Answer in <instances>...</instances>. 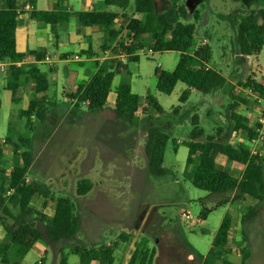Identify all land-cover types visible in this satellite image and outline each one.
<instances>
[{
    "label": "rangeland",
    "instance_id": "1",
    "mask_svg": "<svg viewBox=\"0 0 264 264\" xmlns=\"http://www.w3.org/2000/svg\"><path fill=\"white\" fill-rule=\"evenodd\" d=\"M80 1L67 0L76 9L80 8ZM154 1L158 11L170 4V0ZM132 3L133 0H130L128 14L131 13ZM179 3L184 4L189 13L186 22H193L196 26L188 52L206 45L210 53L208 66L220 72L229 84L233 83L234 95H240L238 81L251 78L264 82V47L257 55L251 56L246 66V62L236 58V30L230 26L229 19L222 20L234 11L243 13L260 8L264 0H179ZM109 10L119 11L112 6ZM195 11L198 12L196 21L193 19ZM74 23H78L77 19L72 18L69 31L64 26L69 34ZM114 25L115 29L118 28L119 20ZM97 28H92L96 30L90 34V47L93 58L99 59L103 57L102 46L110 45L111 37ZM114 38L116 42L112 54L118 57L107 60V68L114 71L116 62L121 61L125 67L114 73L107 102L97 111H89L84 103L76 107L75 100L63 95L69 93L74 83L84 82L74 80L80 65L73 61L77 51L75 44H72L68 60L55 58L54 68L47 63L38 65L49 82L46 92L48 106L44 113L39 112L33 117L32 129L24 126L25 119L19 118L18 112L27 108L33 93H24L22 100L14 102L12 114L11 93L3 89V72L0 71V168L6 173L12 168V146L4 143L8 131L14 143H18V136L27 137L31 152L28 183H38L48 197H53L44 199L38 196L33 200V207L42 212L45 201L46 213L52 215L54 198L65 197L73 203L74 213L79 218L75 237L53 243L44 236L27 252L20 264H58L60 251L67 254L68 264H79L78 255L72 253L74 247L87 249L114 241L118 245L113 254V264H125L135 243L142 237L147 239L150 248L155 249L153 264H199V256L205 255L214 243V235L224 215L231 218L232 226L221 259L224 257L240 264V246H243L248 253L245 264H264V198L255 200L237 191L205 192L193 187L185 175L188 170L185 164L186 142L193 117L203 128L202 139L218 132V138L223 141L234 144L244 142V133L234 131V121L227 116L229 96L225 89L212 93L191 90L186 100L180 102L179 97L186 89L181 82L169 95L157 91L155 87V70L173 71L178 62V52H152L146 45L149 39L144 38L142 49L135 52L138 60L129 61L118 43L126 45L130 42V35L123 30ZM53 55L51 52V60H54ZM80 58L84 59V56L80 55ZM93 75H89L88 80ZM25 81L22 78V82ZM121 84L128 85L143 104L132 123L117 118L113 110L115 89ZM147 97L160 105L161 115L146 106ZM234 103V113L243 117L245 124L251 127L256 115L254 106L241 101ZM151 128H159L169 137L162 164L166 173L160 177L150 174L144 152L146 133ZM262 150L264 156V144ZM229 164L233 172L242 169V165ZM261 169L264 185V164ZM83 179L89 180L91 187L88 192L79 195L76 187ZM8 207L12 214L18 210L16 204H8ZM249 208L255 210V215L242 225L241 217ZM184 211L190 219L182 214ZM201 211L207 212L206 217L201 218ZM29 219L44 234V226L38 216ZM13 227L12 219L0 209V240L4 236V228ZM242 230L247 236L243 244ZM120 233L129 234L130 241L121 242ZM88 264L103 263L91 261Z\"/></svg>",
    "mask_w": 264,
    "mask_h": 264
},
{
    "label": "trees",
    "instance_id": "2",
    "mask_svg": "<svg viewBox=\"0 0 264 264\" xmlns=\"http://www.w3.org/2000/svg\"><path fill=\"white\" fill-rule=\"evenodd\" d=\"M17 0H5L0 8V61L18 62L26 54L17 53L12 32L17 25ZM130 0H103L101 8L90 11L71 10H32L29 15L32 19L56 26L59 22L67 21L73 15L79 22L91 28L102 27L105 33L114 38L123 30L130 35V42L126 45L118 43V46L127 54L129 61L138 60L136 50L142 49L144 38H148L147 48L152 52L175 51L179 53L178 62L173 71L155 70L156 90L169 95L175 85L181 82L186 89L179 97L184 102L191 90L201 93H212L224 88L229 96L227 103V116L234 121L233 130L243 132L245 143H229L218 138L219 133L208 135L202 139L203 128L198 125L196 117L191 119L192 129L189 131L186 142L187 158L185 164L188 168L185 173L193 187L209 193H223L237 191L240 194L249 196L255 200H263L264 185L262 182V165L264 156H252L249 154L248 141L254 134L251 127L246 125L245 119L234 113L235 101L247 102L241 95H234L233 86L217 70L208 66L210 59L209 49L206 45H200L192 53H189L193 37L196 31L195 23L186 22L189 13L184 4L179 0H170V4L163 10L158 11L154 0H133L131 13L128 14ZM32 5L34 0H28ZM115 7L119 11L106 10L107 7ZM105 7V8H104ZM233 15V16H232ZM198 12L195 11L193 19L196 21ZM231 18V19H230ZM229 19L230 26L236 30L234 44L236 46V58L245 63V59L257 55L264 47V4L260 8L250 9L248 12L234 11L222 18ZM119 20L118 28L114 23ZM36 60L43 58L40 54H34ZM87 56H93L89 54ZM95 74L85 85L77 87L70 99L75 100L76 107L86 104L89 111H97L104 107L107 102L110 81L115 72L125 67L123 62H116L114 71L109 70L107 61L98 65ZM9 78L6 89L15 94L18 84L22 78L34 84L33 96L29 99L26 109L18 112L19 118L25 119V127L32 129V119L40 112L47 110L48 102L43 98H37L36 94L43 93L48 89L46 76L41 73L36 65L8 67ZM241 88H252L253 91L263 94L264 84L255 82L251 78L238 81ZM115 100L113 110L117 118L132 123L141 112L143 104L139 97L131 91L128 85L121 84L115 89ZM234 101V102H233ZM148 108H152L158 115L162 114V108L151 97L145 99ZM169 137L159 128H151L146 133L144 152L147 157L148 169L155 177L163 176L166 170L162 167L165 148ZM4 143L12 146L13 162L11 170L6 173L0 168V209L10 219L14 227L4 228V236L0 240V262L2 264H20L27 252L33 245L44 238L50 242L70 240L77 234L79 218L74 213L73 203L65 197L54 198L53 214L48 216L36 210L33 200L42 196L48 197L36 182H26L27 172L31 164V152L28 147L30 140L27 137L18 136V143H14L9 131L5 136ZM1 154V153H0ZM222 157L229 163L245 166L246 170L242 175L236 176L227 170L216 167L217 158ZM191 167V168H190ZM91 183L83 179L77 183L76 193L83 195L90 190ZM8 204H16L17 212L12 214ZM46 202H43V208ZM38 216V220L44 226V234L29 219L31 216ZM201 218L206 217L207 212H200ZM255 215L254 209H248L241 217V224ZM231 218L224 215L214 235V243L204 256H199L200 264H235L221 256L224 254V247L228 243L231 230ZM121 242H129L130 235L119 234ZM247 241V236L242 230L241 243ZM116 241L106 245L91 247L87 249L74 247L72 253L78 255L79 263L88 264L91 261H99L103 264H112L114 251L117 248ZM242 261L245 264L248 259L247 250L240 246ZM58 264H68L67 254L59 253ZM155 249L148 246L145 237L138 240L125 264H153Z\"/></svg>",
    "mask_w": 264,
    "mask_h": 264
},
{
    "label": "crops",
    "instance_id": "3",
    "mask_svg": "<svg viewBox=\"0 0 264 264\" xmlns=\"http://www.w3.org/2000/svg\"><path fill=\"white\" fill-rule=\"evenodd\" d=\"M102 1L103 0H97L96 2L92 0H81L80 8L76 9V8H73V6H70L67 0H34V4L32 5L28 2V0H17L16 1V9L18 11L17 25H16L15 30L12 32V37L14 39L16 52L21 53V54H26V56L21 61L12 62L13 63L12 65H15L17 67H26L29 65H36L38 67L39 64L47 63L51 68H54V64L56 62L55 58L57 57L60 60H68L67 57L69 53H72L71 51V47L73 46L72 44H75L77 51L74 53L75 59L73 61H75L76 63H79L80 65H79V70L75 72L74 80H80L86 83V81H88L90 77L89 75H93L95 73L99 64L111 58L118 57V56H113L112 54V49L115 44L114 42H116V39L110 38L111 40L110 45L104 44L102 46L103 57L99 59L93 58L94 53L90 47V38H91L90 34H92L94 30L96 29H92L91 27L86 26L84 23L79 22L77 20L78 23H74L73 25L74 27L72 28V32H71L72 35H71L68 32L69 31L68 26L71 22V19L75 18L73 15H71L67 21L59 22L56 26H51L44 22L32 19L29 13L33 9L34 10H56V9L71 10L72 12L90 11L95 8H101ZM4 2L5 0H0V8L3 6ZM26 5H29L30 8H26ZM105 9L109 10V7ZM113 11H116V10H113ZM64 26L67 27L66 29L68 31H65ZM113 27L115 28V25ZM97 30L105 33L102 27H98ZM67 44H71V45H69L70 47L64 50V47ZM51 52L54 53L53 55L54 60H51ZM34 54H40L43 56V58L38 61L36 60ZM89 54H93V56H87ZM80 55L84 56V59H81ZM250 58L251 56L245 59L246 66H248ZM94 66H97V68L95 69ZM2 72H3V79H4L3 89L5 90L6 83L9 78L8 68ZM254 81L257 82L256 80ZM84 82H81V83H84ZM81 83L80 84L74 83L71 86L69 93L63 94V95H66L64 97H70V94L74 93L77 87L81 85ZM262 84H264V82H262ZM48 87H49V82H48ZM47 90L43 93L36 94V97L43 98L46 100V102H48V97L46 94ZM20 92H22V94H20ZM30 92L34 93V84L31 81H25V82H21L20 84H18L14 95H12L10 91L11 95H10L9 101L11 105L10 111L12 114L14 113V110L12 108L13 103L19 102L20 100H22V97L25 96L24 93H30ZM245 103L248 106L250 105L248 101ZM243 143H245V137H244ZM216 167L221 170H227L231 174L236 175V176L242 175V173H244L246 170V165H245V166H242V169L240 170V172L231 171L229 162L222 157L217 158ZM45 208L46 206L43 208L42 212L48 216H51L50 214L46 213ZM189 257L192 258V255L189 254ZM199 264H200V261H199Z\"/></svg>",
    "mask_w": 264,
    "mask_h": 264
},
{
    "label": "built area",
    "instance_id": "4",
    "mask_svg": "<svg viewBox=\"0 0 264 264\" xmlns=\"http://www.w3.org/2000/svg\"><path fill=\"white\" fill-rule=\"evenodd\" d=\"M26 8H30V6L26 5ZM12 64V62L0 61V71H5ZM240 95L245 98L251 105L254 106L253 108L256 112L253 124L251 126L254 131V134L248 141L249 154L252 156H263L262 145L264 144V93L259 94L253 91L252 88H241ZM26 182H28L27 178ZM182 214L187 219L191 218L186 211H184Z\"/></svg>",
    "mask_w": 264,
    "mask_h": 264
}]
</instances>
